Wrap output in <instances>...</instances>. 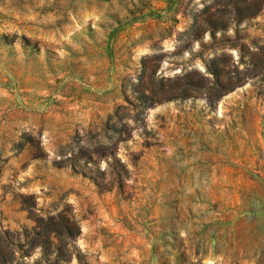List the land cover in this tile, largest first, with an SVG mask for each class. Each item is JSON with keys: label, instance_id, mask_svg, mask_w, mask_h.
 <instances>
[{"label": "rangeland", "instance_id": "1", "mask_svg": "<svg viewBox=\"0 0 264 264\" xmlns=\"http://www.w3.org/2000/svg\"><path fill=\"white\" fill-rule=\"evenodd\" d=\"M0 264H264V0H0Z\"/></svg>", "mask_w": 264, "mask_h": 264}]
</instances>
